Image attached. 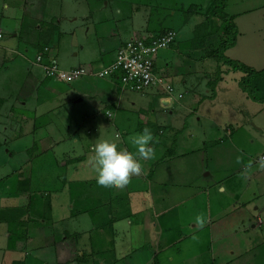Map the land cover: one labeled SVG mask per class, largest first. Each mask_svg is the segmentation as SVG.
Masks as SVG:
<instances>
[{
	"label": "crops",
	"instance_id": "0c3cea01",
	"mask_svg": "<svg viewBox=\"0 0 264 264\" xmlns=\"http://www.w3.org/2000/svg\"><path fill=\"white\" fill-rule=\"evenodd\" d=\"M69 5L76 14L78 8L83 9L78 11L79 18H69V26L74 28L65 42L63 34L70 29L63 28L59 20ZM107 6V2L103 8L101 4L97 12L103 14ZM114 7L111 16L96 19L90 0H0V136H74L72 152L56 151L55 158L50 152L42 154L38 165L25 153L26 165L27 161L32 165L27 166L28 172H3L0 264H173L174 253L186 239L199 242L205 236H225L227 229L242 227V215H248L247 205L238 199L246 194L248 185L255 192L252 182L258 175L240 186H234L230 178L222 179L226 155L219 137L231 138L238 131L228 128L232 126L226 124L228 119L209 113L219 105L223 109L234 106L238 97L230 92L238 86L240 73L216 64H209L210 70L196 69L194 64L202 65L203 59L180 54L176 49L179 33H175L174 44L154 60L155 73L173 86L170 101L154 88L121 91L114 78L83 77L71 83L44 78L36 62L38 55L44 61L50 58L62 71L97 70L110 64L125 42L150 33L146 26H138L139 9ZM251 10L255 9L229 15L237 35L233 47L224 53L228 60L243 64L245 55L236 56L234 50L243 45L252 49V37L244 36L247 29L250 32L258 25L245 18ZM257 59H248L244 65L260 72L256 64L264 57ZM215 65L220 80L211 88L216 80ZM240 93L234 110L241 102L247 103L246 95ZM258 107L264 109L261 103ZM232 114L225 112L226 117ZM144 127L154 134V156L142 161L145 172L133 176L123 188L97 185L93 146L107 139L130 149L128 137ZM231 145L234 147L233 140ZM65 155H70L66 156L68 164L59 160ZM87 189L91 190L89 196ZM25 192H36L37 197L28 198ZM7 198L11 199L9 213L4 209ZM26 204L27 210L44 204L45 214L31 213L35 220L22 223ZM82 205L90 210L85 212ZM17 206L19 210L12 209ZM255 219V225L247 220L252 230L262 224L260 216ZM238 227L237 231H246ZM23 228L28 233L26 241L19 238L9 246V235L16 231L24 235ZM121 235L126 237L125 246L113 241ZM195 251L198 260L203 259L199 264H204L203 256L208 253Z\"/></svg>",
	"mask_w": 264,
	"mask_h": 264
},
{
	"label": "rangeland",
	"instance_id": "374dc122",
	"mask_svg": "<svg viewBox=\"0 0 264 264\" xmlns=\"http://www.w3.org/2000/svg\"><path fill=\"white\" fill-rule=\"evenodd\" d=\"M67 1V0H66ZM91 1V10L94 13V17H97L96 19H101L102 16H111L112 12L114 11V5H120L126 7L127 10L130 8L133 10L139 9L140 14H142V17L140 18V21H138V26H146L148 29L147 32H150L149 34H155L158 32H161L163 30L171 29L175 31V33H179L178 40L176 43V49L177 51H180L179 53L182 55H185L189 57V54H193V56L198 59V57L201 59V53L199 49H196L198 47L197 40H192L194 34L196 33L194 30V27L199 24H204L207 22L206 20H209V23H207L206 32H210L211 35H215L216 39H214V44H211V48H214L217 43L221 40H223V27L220 25V22L217 21V19H211L207 15V8L209 5L210 0H90ZM101 2L102 8L104 7L105 3H109V6H107L103 14H100L97 12V9H101L99 4ZM228 5V11L225 13L228 15L237 14L240 11L244 12L245 10L249 9H255L251 10V14L246 19L252 20L254 22H257V27H254L250 32L249 29L245 31L244 36H251L253 45L252 49L249 50L248 46L243 45L242 47H239L234 50L233 54L236 56L245 55L243 59L244 65L246 62H248V59H257L261 60L264 57V0H226ZM112 3V4H111ZM68 4V3H67ZM230 5V6H229ZM73 7L65 6V16L61 18L59 21H62L61 24L63 28H69L70 32L67 31L63 34L65 36V42H68V40L71 39L69 34L73 32L72 27L69 26V18L77 17L79 18L78 11L83 8L77 9V14L73 13V10L70 11ZM190 8V9H189ZM103 9V10H104ZM245 9V10H244ZM191 10V11H190ZM193 10V11H192ZM187 14V17H186ZM145 17V20H144ZM251 17V18H250ZM69 20V21H68ZM79 20V19H78ZM93 21H95V18H93ZM144 21V22H143ZM263 22L260 27V23ZM143 23V24H142ZM78 25V24H77ZM80 28V25H79ZM256 28V29H255ZM79 30V29H77ZM203 33V31H201ZM251 33V34H247ZM78 36V35H77ZM242 36V37H244ZM91 38V37H90ZM90 38H88V41H90ZM192 40V41H191ZM192 45H191V43ZM68 46V43L65 45V47ZM209 47V48H210ZM210 48V49H211ZM167 50V49H164ZM161 50V51H164ZM69 51V50H68ZM68 51L66 52V55L68 56ZM159 51V52H161ZM249 52V56H248ZM255 52L257 54H255ZM175 54V52H174ZM229 56L233 57L232 54H229ZM66 58V57H65ZM69 58V56L67 57ZM71 58V57H70ZM249 60V61H250ZM264 60V59H263ZM72 62L76 60H71ZM196 62V61H195ZM214 62V61H213ZM211 62V59H203L201 62L202 65L199 64V62L194 64V67L196 69H209V64H215ZM237 62V61H235ZM245 62V63H244ZM256 64L257 71H260L263 73V76L260 77V80H262L260 83L261 87L260 90H264V71L263 68L259 69L261 65H264V61ZM240 63V62H238ZM189 64V62H188ZM210 70V69H209ZM214 74L218 73V70L216 68L213 69ZM64 71H68V69H65ZM239 74H235L234 76H238ZM49 78H47L48 80ZM117 83V81L115 80ZM250 85H252V82H250ZM118 86V84H117ZM233 92H230V94L235 93L236 94V102L233 107L237 106L238 100H240L241 96L239 90V86L233 87ZM239 88V89H238ZM229 93V92H228ZM240 93V94H239ZM243 93V92H242ZM244 94V93H243ZM256 98H262L264 96V92H254L253 94ZM244 96V95H243ZM247 103L241 102L239 104V107L234 110L232 107L226 106L225 109H223L222 105H219L216 109H210L209 113L212 115H215L217 119H228L226 124L230 123L232 125L231 128L233 131H238L236 136H233L231 138L225 136H220L219 140V146L224 148L225 157L222 159L225 160L226 167L222 169V179L226 180V178H230L233 182L234 186H240V184H243L245 181L248 184V181L251 180L250 178L253 177V175H258L257 179L252 182V184L255 186V192H252V187L249 185L248 191H246V194H244L242 197L238 199L240 204L247 205V214L248 215H242V221L243 226L240 227L238 224V228L242 229L244 228L246 231H237V227L233 229H227V232L225 233V236H219V237H207L205 236L204 241L201 237L199 242H192L193 239H186L184 242L180 244V253H174L175 262L173 264H199V259L197 258L198 252L195 250L201 252L202 250L205 251L206 254L204 257V264H210L211 260H215V264H264V109L258 107L260 103L254 102L252 103L248 99H246ZM261 105H264V103H261ZM256 108H259L258 111L259 114L256 112ZM229 111L230 114H232V117H226L225 112ZM242 113H241V112ZM250 117V118H249ZM240 126V128H239ZM245 129V130H244ZM261 129V130H260ZM73 137L74 136H0V181L3 179V175L5 171L7 170H15L18 169L20 173H22V169H26L29 166H32L30 162L27 161V165L25 160L27 159L24 155L27 154L28 158L35 159V162L39 160L40 162V155L46 154L49 152L52 153L53 158H55L56 151H63L64 152H72L74 149L73 144ZM88 137V136H87ZM235 137V138H234ZM239 137V138H238ZM235 139V140H234ZM231 140H233V145H231ZM32 141L33 145H32ZM36 142L38 143V147H36ZM239 149H234V148ZM26 149L27 152H24ZM244 151V156L242 155L241 150ZM21 152V153H20ZM55 153V154H54ZM65 155L61 156L59 159L62 163L65 161V164H68L69 158ZM261 158H263L261 160ZM58 160V159H57ZM259 161V162H258ZM38 165V161L36 163ZM259 164V165H258ZM261 164V165H260ZM28 166V167H27ZM36 166V165H35ZM89 167V166H87ZM243 167H248L247 170L243 171ZM34 168V167H33ZM27 172L29 169H26ZM36 170V169H35ZM15 172V171H14ZM233 172H237L236 174H232ZM238 176V177H237ZM2 177V178H1ZM245 177V178H244ZM90 178V177H89ZM225 182V181H224ZM223 182V183H224ZM245 183V184H246ZM242 188V186L238 189V191ZM90 189H87L85 193L87 196L90 195ZM25 195L30 198H36L37 193L36 192H25ZM254 196V198H253ZM11 199L4 200V204H6V212H11L9 201ZM226 203H229V206H234V201L231 199H227ZM44 204H41L39 207H36L35 209L28 208V205L26 204L24 210L27 213V216L25 215L22 217V223H30V221L35 220L34 218L30 217L29 214L31 213H37L41 212V214H45V206ZM241 206V205H240ZM17 207L16 208L19 210ZM81 208L85 209V212L89 211L90 208L85 205L80 206ZM143 207V206H142ZM146 207V206H145ZM236 207H239V205H236ZM255 209H257V212H253ZM4 210L0 209V217H3ZM260 213H262L260 215ZM254 214V215H253ZM253 215V216H252ZM260 216V222L262 223L259 227L256 226L255 230H252L250 228V224L248 223V219H251V222L255 225L256 224V217ZM28 217V219H27ZM18 222V221H17ZM21 223V222H19ZM21 223V224H22ZM237 224V223H236ZM27 228V227H26ZM21 230L24 232V235H20L19 232L16 230V235L18 234L19 238L21 240L18 241H26L27 239V231L25 234V230ZM136 238V237H135ZM24 241V242H25ZM113 241H116V244H124L126 237L118 236L113 239ZM124 241V242H123ZM203 241V242H202ZM115 244V245H116ZM187 245V246H186ZM202 245V246H201ZM186 246V251L183 252V248ZM191 248L190 251L187 249ZM178 247V246H177ZM176 247V248H177ZM177 251V249H176ZM199 257V256H198ZM207 257V258H206ZM86 258V255L84 256ZM184 260V262L182 261ZM213 264V263H212Z\"/></svg>",
	"mask_w": 264,
	"mask_h": 264
},
{
	"label": "built area",
	"instance_id": "2783aa9c",
	"mask_svg": "<svg viewBox=\"0 0 264 264\" xmlns=\"http://www.w3.org/2000/svg\"><path fill=\"white\" fill-rule=\"evenodd\" d=\"M175 38V32L167 30L158 36L148 34L130 39L117 49L110 64L97 70L78 67L62 71L50 58L44 61L41 55L37 56L36 62L44 78L54 81L71 83L83 77L114 78L121 91L138 93L154 88L164 95L163 99L170 101L174 95L173 86L164 76L155 73L154 60L159 51L173 44ZM177 97L181 98L180 95Z\"/></svg>",
	"mask_w": 264,
	"mask_h": 264
},
{
	"label": "trees",
	"instance_id": "16d2710c",
	"mask_svg": "<svg viewBox=\"0 0 264 264\" xmlns=\"http://www.w3.org/2000/svg\"><path fill=\"white\" fill-rule=\"evenodd\" d=\"M225 4H226V0H210L208 8L206 10L209 18L217 19V21L220 22V25H222L223 27L222 34L223 36H225L223 37V40L219 41L214 48L210 47L211 44L212 45L214 44V41H215L214 39H216L215 38L216 36L211 35L210 32H206L207 23H209L208 19L206 20L207 22H205L204 24H199L194 27V30L196 33L192 37L193 38L192 40L193 41L194 39L197 40L198 47L196 49H199L202 59L210 58L215 62L216 65L225 66L228 70L232 72L240 73L241 78L238 80V86L240 90L251 101L258 102V103H264V96L262 98H258V97L256 98L253 95L254 92H259V91L264 92L263 89L260 90V88L263 86L260 85L259 82H261L262 80H260V77H258V76H261L263 73L256 72L252 70L251 68L246 67L245 65H242L241 63L228 60L227 58L224 57L225 51L233 47L235 43V38L237 35L236 28L233 24V17L227 15L224 12ZM186 17H187V14H186ZM167 30H171V29H167ZM167 30H164V31H167ZM164 31L155 33L154 36H158L162 34V32ZM201 31H203V33H201ZM219 80H220V74L217 73L216 80H214V82L210 84L209 86L213 88ZM250 82H252V85H250ZM18 239H19L18 234L9 235L8 237L9 246H12ZM154 264H157V262L154 261Z\"/></svg>",
	"mask_w": 264,
	"mask_h": 264
},
{
	"label": "clouds",
	"instance_id": "9594fccd",
	"mask_svg": "<svg viewBox=\"0 0 264 264\" xmlns=\"http://www.w3.org/2000/svg\"><path fill=\"white\" fill-rule=\"evenodd\" d=\"M130 149L116 142L101 140L93 146L96 183L102 187L123 188L133 176L145 172L142 161L154 156V134L148 127L128 137Z\"/></svg>",
	"mask_w": 264,
	"mask_h": 264
}]
</instances>
